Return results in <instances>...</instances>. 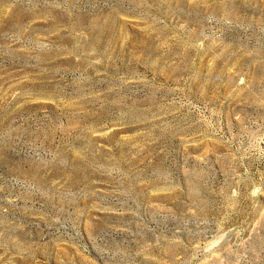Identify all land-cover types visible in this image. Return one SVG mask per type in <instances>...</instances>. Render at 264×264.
Segmentation results:
<instances>
[{"label":"rangeland","instance_id":"obj_1","mask_svg":"<svg viewBox=\"0 0 264 264\" xmlns=\"http://www.w3.org/2000/svg\"><path fill=\"white\" fill-rule=\"evenodd\" d=\"M0 264H264V0H0Z\"/></svg>","mask_w":264,"mask_h":264}]
</instances>
